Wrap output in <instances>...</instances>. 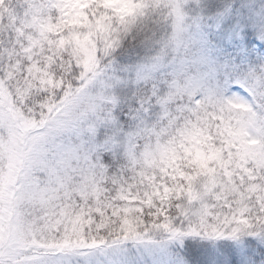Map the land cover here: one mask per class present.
I'll list each match as a JSON object with an SVG mask.
<instances>
[{"label": "snow or ice", "instance_id": "obj_1", "mask_svg": "<svg viewBox=\"0 0 264 264\" xmlns=\"http://www.w3.org/2000/svg\"><path fill=\"white\" fill-rule=\"evenodd\" d=\"M0 264H264V0H0Z\"/></svg>", "mask_w": 264, "mask_h": 264}]
</instances>
